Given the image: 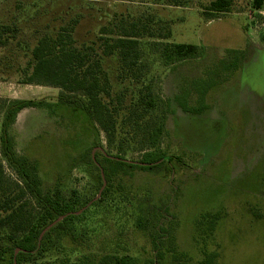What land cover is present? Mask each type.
Returning a JSON list of instances; mask_svg holds the SVG:
<instances>
[{
    "label": "rangeland",
    "instance_id": "obj_1",
    "mask_svg": "<svg viewBox=\"0 0 264 264\" xmlns=\"http://www.w3.org/2000/svg\"><path fill=\"white\" fill-rule=\"evenodd\" d=\"M206 1L183 0L175 7L169 0H0V26L18 28L16 41L0 53V103L55 102L59 89L19 83L14 71L30 59L39 37L62 27L72 30L79 43L93 40L115 16L141 20L150 16L152 30L159 28L155 22L160 20L171 32L167 40H139L145 68L135 85L121 78L114 58H103L102 67L110 94L123 92L126 105L139 89L149 86L173 107L174 114L164 116L167 135L160 144L172 158L173 173H120L102 201L68 223L76 244L57 238L40 261L117 253L132 257L131 264H264V5L256 13L251 0H233L230 13L208 14L201 9ZM156 42L202 46L205 57L164 66ZM229 50L243 54V60L225 83L210 90L209 107L197 115L180 112L173 98L187 92L188 104L194 105L191 82L205 78ZM57 113L24 109L11 134L16 153L40 164L42 181L53 184L59 178L67 196L73 193L84 203L97 193L98 171L88 158L81 163L78 159L83 144L98 138L105 153L121 151L127 161L141 159V132L118 128L108 147L103 133L85 116L63 107ZM80 128L85 134L78 147L67 146ZM1 166L5 180L18 185L16 173L5 161ZM212 216L217 219L208 222ZM204 218L209 226L214 224L205 239L199 237Z\"/></svg>",
    "mask_w": 264,
    "mask_h": 264
},
{
    "label": "trees",
    "instance_id": "obj_2",
    "mask_svg": "<svg viewBox=\"0 0 264 264\" xmlns=\"http://www.w3.org/2000/svg\"><path fill=\"white\" fill-rule=\"evenodd\" d=\"M182 2L183 0H169V5L180 7ZM263 5L264 0H251V9L256 13ZM232 6L233 0H207L201 5V9L208 14H225L231 12ZM153 21L150 16L145 20L115 16L99 28L97 37L82 43L78 42L72 30L62 27L53 35L39 37L30 49V59L24 66L19 64L15 68L14 75L18 77L19 83L50 86L59 89V93L55 102H47L43 99L1 100L0 264H131L134 261L132 257L117 253H90L72 260L65 257L40 261L45 257L47 246L53 244L57 238H66L65 241L71 246L76 244L68 223L78 216L67 215L45 232L39 241L42 230L60 216L80 210L95 197L81 203L73 193L72 196H67L61 189L59 178H56L53 184L42 181L38 175L40 164L36 160L16 153L11 130L17 115L24 109L46 108L50 114L57 115L63 107L72 108L75 113L85 116L91 125L93 124L103 133L108 147L115 142L118 128L121 131L141 132L144 138L140 147L139 161L125 160L121 151L116 155L103 152L98 138L87 146L83 144L78 148L80 163L86 157L90 166L98 171L96 195L102 185L100 169L106 182L99 199L90 206L107 196L113 179L120 173L125 174L134 170L143 172L162 170L165 175H171L174 170L171 166L172 158L167 157L165 151L161 150L160 144L163 136L167 135L164 119L167 115L172 116L175 110L149 86H145L143 90L139 89L135 95L136 99H132L126 105L123 92L116 93L115 96L110 94L108 76L102 67L103 58H114L121 78L135 81L133 82L135 85L141 78L142 68H145L140 62L139 40L147 37L161 41L167 40L171 35L167 22L157 20L155 23L159 28L152 30ZM17 37V27L0 26V53L13 44ZM156 43L154 46L164 66L205 57V49L202 46ZM242 57L243 54L239 52L227 51L225 58L210 68L205 78L191 82L196 96L194 105L188 104V93L185 92L173 98L175 107L182 113L192 115L203 112L209 107L207 97L210 90L225 83L238 70ZM157 111L161 115L154 114ZM81 129L75 133L73 139L67 140V146L78 147V141H81L85 134ZM2 161H5L16 173L19 186L5 180ZM96 162L99 166H96ZM116 187L122 188L121 185ZM25 198L27 200L23 201ZM31 202L33 206L30 205ZM214 218L216 220L217 216H212L207 221L211 222ZM142 219L141 222L149 223L147 218ZM207 221L204 218L200 223L201 230L203 228L204 230L200 232L199 237L204 239L214 230V224L209 226ZM153 245L157 247L158 244L153 242ZM17 249L23 251L14 256ZM212 255L214 254H211V258Z\"/></svg>",
    "mask_w": 264,
    "mask_h": 264
},
{
    "label": "water",
    "instance_id": "obj_3",
    "mask_svg": "<svg viewBox=\"0 0 264 264\" xmlns=\"http://www.w3.org/2000/svg\"><path fill=\"white\" fill-rule=\"evenodd\" d=\"M100 176H101V179H102V185L98 191V194L95 196V198L89 202L86 206H84L83 208H81L80 210L76 211V212H73V213H69V214H66V215H63V216H60L59 218H57L56 220H54L52 223H50L48 226H46L42 232L40 233V236H39V241L41 240L42 236L44 235L45 232H47L51 227H53L56 223H58L59 221H61L62 219H64L67 215H80L85 209H87L91 203L95 202L96 200L99 199L100 195H101V192L102 190L104 189L105 185H106V182L104 180V175H103V172L102 170L100 169ZM20 251H23V250H20V249H17L15 252H14V256L20 252ZM25 252V251H24Z\"/></svg>",
    "mask_w": 264,
    "mask_h": 264
}]
</instances>
